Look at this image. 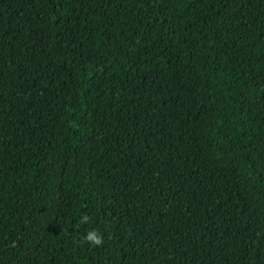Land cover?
<instances>
[{
    "label": "trees",
    "instance_id": "trees-1",
    "mask_svg": "<svg viewBox=\"0 0 264 264\" xmlns=\"http://www.w3.org/2000/svg\"><path fill=\"white\" fill-rule=\"evenodd\" d=\"M0 264H264V0H0Z\"/></svg>",
    "mask_w": 264,
    "mask_h": 264
},
{
    "label": "clouds",
    "instance_id": "clouds-1",
    "mask_svg": "<svg viewBox=\"0 0 264 264\" xmlns=\"http://www.w3.org/2000/svg\"><path fill=\"white\" fill-rule=\"evenodd\" d=\"M91 218L85 214L81 216L80 223L81 224H88L90 222ZM84 242L90 244L93 247L102 246L104 244V238L103 235L98 232L95 229H91L87 231V233L84 236Z\"/></svg>",
    "mask_w": 264,
    "mask_h": 264
}]
</instances>
